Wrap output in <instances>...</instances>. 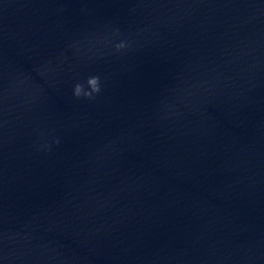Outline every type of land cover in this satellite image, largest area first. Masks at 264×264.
<instances>
[{"label": "clouds", "instance_id": "obj_1", "mask_svg": "<svg viewBox=\"0 0 264 264\" xmlns=\"http://www.w3.org/2000/svg\"><path fill=\"white\" fill-rule=\"evenodd\" d=\"M123 46H124L123 44L117 45L118 48H122ZM87 85L90 91H86L84 88V85L77 84L75 86L74 94L77 97H80L81 95H83L85 97L91 98L93 93H98L100 91L99 77H90L87 80Z\"/></svg>", "mask_w": 264, "mask_h": 264}]
</instances>
